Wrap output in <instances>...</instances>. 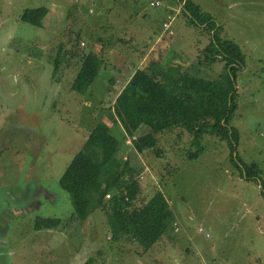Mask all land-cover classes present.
<instances>
[{"label":"rangeland","instance_id":"374dc122","mask_svg":"<svg viewBox=\"0 0 264 264\" xmlns=\"http://www.w3.org/2000/svg\"><path fill=\"white\" fill-rule=\"evenodd\" d=\"M155 1L160 6L151 7ZM199 2L213 17L217 12L219 36L237 44L244 56L235 82L236 153L247 165L256 164L264 179V0ZM42 7L48 13L40 28L20 21L25 10ZM208 43L209 34L190 25L174 0H0V200L15 197L30 206L37 200L41 206L28 214L62 221L41 238L50 248L48 264H264L259 185L240 178L228 146L214 137L204 136L199 146L186 131L167 130L152 115L141 134L155 135L159 157L153 151L137 154L124 140L120 158L134 172L124 191L139 199L161 191L178 229L174 233L171 226L145 254L127 236L108 240L109 215L100 206L108 198L100 186L91 196L90 216L79 222L58 184L98 123L121 140L111 106L137 68L151 61L183 66L223 97L218 84L223 63H199ZM90 51L104 65L80 95L70 86ZM57 55L61 62L54 73ZM215 112L211 108L197 118ZM198 148L203 153L197 160L186 159L187 151ZM20 224L23 231L33 230L31 218ZM31 251L33 263L47 264L41 248Z\"/></svg>","mask_w":264,"mask_h":264},{"label":"trees","instance_id":"16d2710c","mask_svg":"<svg viewBox=\"0 0 264 264\" xmlns=\"http://www.w3.org/2000/svg\"><path fill=\"white\" fill-rule=\"evenodd\" d=\"M174 1L190 25L209 34V43L200 53L205 59L199 63L209 66L216 62L223 63V73L220 74L218 84L222 86L224 96L220 97L218 92L202 86L206 82L201 77L171 62L164 64L162 61H151L145 67L137 68L111 106V114L120 127L121 140L114 138L104 122L98 123L58 181L59 187L70 199L72 219L79 222H84L90 216L91 196L100 186L101 196H110L100 205L101 210L109 215L107 225L112 237H108V240L127 236L141 254L161 242L171 226L173 229L174 223L173 212L161 191L154 192L146 199L130 196L124 191V187L134 177L128 163L120 158V150L126 138L136 136L131 146L137 154L153 151L160 156L161 150L157 148L155 135L141 134L145 121L152 115L167 130L186 131L194 142L200 143L199 146L204 136L225 142L230 150L233 168L240 178L244 177L259 185L264 198L261 171L256 164L244 163L236 153L239 133L232 126L237 110L235 82L238 71L244 67V56L237 44L219 36L222 28L211 14L204 12L192 0ZM47 13L44 7L27 9L22 13L20 21L40 28ZM60 59L61 56L57 55L53 60L54 73L59 70ZM103 65L104 61L97 53L90 51L85 54L70 89L80 95L86 94ZM211 108H215L214 114L197 118ZM202 153L201 148L187 151L186 159L195 161ZM60 225V219L37 217L33 229L54 230Z\"/></svg>","mask_w":264,"mask_h":264},{"label":"crops","instance_id":"0c3cea01","mask_svg":"<svg viewBox=\"0 0 264 264\" xmlns=\"http://www.w3.org/2000/svg\"><path fill=\"white\" fill-rule=\"evenodd\" d=\"M194 1L200 7L202 6L199 0ZM204 8L207 10L206 7ZM216 13L213 11L214 17H212L219 24ZM12 199V201L0 200V264H38L33 263L34 257H31L33 254L31 250L38 251L39 248L43 251L41 254L42 258L43 256L46 258L44 263L48 264L50 259L47 257H51L50 248L47 242H41V238L47 239L50 235V230L36 231L33 229L31 231H23L20 224L25 217L31 218L33 224L34 219L40 216H33L27 212L39 208L41 203L35 200L30 206L26 205V202L23 203L24 201L16 202L15 197H12ZM39 210L37 209L35 212Z\"/></svg>","mask_w":264,"mask_h":264},{"label":"built area","instance_id":"2783aa9c","mask_svg":"<svg viewBox=\"0 0 264 264\" xmlns=\"http://www.w3.org/2000/svg\"><path fill=\"white\" fill-rule=\"evenodd\" d=\"M150 6L151 7H158V6H160V2H158V1H156L154 3L152 2L150 4ZM162 26H163V30L164 31H168L169 28H170V22L169 21L163 22ZM169 33L172 34V32H169ZM135 140H136V136L128 137L127 140L125 141V143H126L125 145L128 147V146L132 145V143ZM106 197L109 199L110 196L109 195H106ZM173 230H174V232H177L178 231V229L176 227V223H173ZM198 233H203V230L202 229H199L198 230ZM205 238H209V234H205Z\"/></svg>","mask_w":264,"mask_h":264}]
</instances>
